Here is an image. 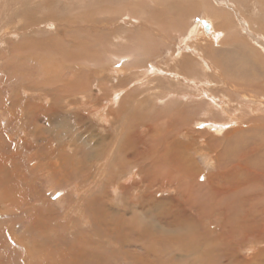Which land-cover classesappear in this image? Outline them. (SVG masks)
I'll use <instances>...</instances> for the list:
<instances>
[{
    "label": "bare ground",
    "instance_id": "1",
    "mask_svg": "<svg viewBox=\"0 0 264 264\" xmlns=\"http://www.w3.org/2000/svg\"><path fill=\"white\" fill-rule=\"evenodd\" d=\"M108 1L112 2V0ZM159 1H161L160 4L164 6V9L166 8L165 16L167 12L169 14H175L176 12L184 11L185 13L192 10V8L195 10L196 7L192 5L193 7L189 6L191 7V9H186L187 4L185 0ZM242 1H247V3L249 2L252 4L253 9L251 8V11H258V14L264 15V0ZM254 2L258 3L259 5L253 4ZM137 4L139 3H134V6ZM92 6L97 7H94V9ZM204 7L206 8V6ZM83 9L85 10L84 12H79V14L71 15L69 17H63V15L67 14V12L65 14L62 13V15H60L59 13L54 15L52 18H56L57 26L55 28V23H50V26L54 27L55 30H57L56 36L54 35L46 39L36 38L31 40L29 43L26 40L21 41L22 43H26V46L29 48L32 47L34 49H39V47H42L46 49L47 46L58 40V42L62 43L63 56L67 58L66 60L71 61L72 63V65H68L65 68L68 69V73H66L64 71L65 69L63 70L60 66H56L55 68H53V64L50 65V63H52L50 59L49 61L46 59V63H48V66L45 63L42 68L38 69L37 67H33L39 72L32 71L34 70L33 68L32 70H30L31 67L29 69H26L28 71H32L29 79L32 80V88L37 90L34 95L32 94V98L37 102L33 103L31 101L32 103H30L33 109L32 119L34 120L42 118L46 120V123H49L50 118L53 115L59 114L57 106L60 105L62 99H65V97L62 95V92H64V94L69 97V99H67V108L72 109V111L76 110L73 113L75 122L78 123V121H82V118L78 113V111L82 110L80 109V106L90 105V103H93L94 95L86 94L90 91L91 87V80H87L90 79L89 74L87 73V66L85 68L83 64L79 63L80 61L76 62L75 60L79 59L80 57H83L84 59L88 58L90 49L96 41L92 39L90 41L89 39H87V37L92 36L93 38L94 35H98L96 30H94L95 27L93 25L100 28H108L106 32H103L108 36H105V38L104 36L100 38V41L105 39V48L103 49V51L104 58L106 59L108 64L113 65L114 63H120L123 65H121V67H136L138 71L141 69L139 67H141L142 64L141 66L138 64V67L137 60L141 56H139V54H142V51L146 49L144 48L140 52L141 47L140 49L139 47L138 49L135 47L136 42H134V40L132 41V38L129 36V34H127L128 37L123 34L127 33L128 30H122L123 33H121L120 31L118 32L121 27L118 28L116 26H113V22H116L115 19H117L118 21L120 19L122 21H127L126 18H128V21L130 22V20L140 21L141 18H133L132 15L128 14L125 19H122L124 18V15L120 16L121 13L119 9H117L116 7H113V9L110 10L106 9V6H99V3L96 0H94L93 3L84 6ZM233 9V11L238 9L242 12L245 10L243 6H240V9ZM227 12L229 13V11ZM99 13L108 14L113 17L112 19H107L103 16H98V18H96V14ZM125 13L130 12H127L126 10L122 14ZM184 13L182 12V14ZM225 14H222L221 17L223 18ZM206 15L209 14L206 13ZM213 15L215 14L210 15L211 19L208 17V20H211V23H203L200 26V30L194 29V27L189 34V36L191 35L192 37L194 36V38H197V42H199L200 44L201 40L199 37H202V33L203 35H205L204 31L211 30L215 32L209 54L208 51L205 52V50L203 49H206V47L201 48V50L203 51H201L202 53L199 51L195 52L196 60H198V65L201 68L202 73H200V68L197 66V69H199L198 76L193 75L192 73L190 75H187V71H184L182 67L188 65L190 61L186 62L185 57H181L182 59L178 60L177 64L178 67L181 66L180 68H182V73L185 74L183 78L193 79V76H197V79H209L210 81L211 78L205 75L210 70L211 64L207 60L210 56L214 59L219 58L226 61H234L236 63L235 68H223L224 66L217 65V67L222 71L220 73L218 72L220 75L219 78L225 79V77L227 76L228 79H233L236 85L239 86L240 84L241 86H246L248 85L249 79H243L242 75L245 74L246 68H248V64L242 66L241 63L245 60H252V69L253 71H256V73H258V71L254 68V66H264V23L260 22L261 19L259 18V20L256 21L258 30H255L254 32L249 31V37H251L250 40L258 45V47H256L252 42H249L246 37L240 34V31L237 27H235V24L229 25L225 21L221 24H217L215 23V20H217V18H213ZM150 16H147L149 18L146 17L147 19L144 20L145 25H147L150 18L153 21V15L150 14ZM176 17L178 16L176 15ZM169 18L168 20H171ZM240 20H243V25H245L246 19L243 16L240 17ZM217 21L219 22V20ZM149 22L151 23L150 20ZM252 24L250 23L249 25L254 28ZM206 25H208V27H206ZM28 26L30 25L24 26L23 29H29ZM82 26L87 27L88 34L82 28ZM147 27L153 28L154 26L151 27L147 25L145 29H148ZM90 30H92V32L95 31V34L91 35L90 33L92 32H90ZM151 31L154 32L153 30ZM79 33H85V38L82 37V34L78 35ZM128 33H130V30ZM136 34L134 33V35ZM144 34L149 36L146 33ZM151 36L152 35H150V37ZM113 37L117 39L118 43L116 45L111 43V38ZM139 41L142 40L139 39ZM22 43H19L18 46H22ZM98 43L99 42L97 41L96 45H98ZM141 43H138L139 46ZM148 44H151L148 45L149 48L147 47L148 49H150L152 43ZM96 45L94 44V46ZM118 47H120L121 49H119ZM31 51L33 52V50ZM32 54L33 53L30 54V59L31 61L35 62L37 58L35 59ZM91 55H93V53ZM152 67L154 68V66ZM113 69L114 68H110V70ZM263 69L262 79H257L259 82H256L257 84L254 86L249 85V89L255 94V97L260 98L264 97V91L260 89V87H264ZM24 73L23 75L19 74L20 77H23L25 75ZM14 76L16 77V75ZM27 76L25 79L28 78ZM36 77H40V79H37ZM126 78H120V81L118 82L121 83V86L117 84L118 87H115L113 84L108 83V80L110 79H105V82H99L98 92L101 93L100 96H104L105 91L108 92L110 90V95H112L118 90L120 91L122 88L124 89V84L129 83L127 82L128 80ZM192 82H194V79ZM215 85L216 89H212L214 87L213 85L212 88L209 87L212 90L210 92L208 91L210 93H208L209 95L205 93L207 96H204L207 97V99H205V97L201 95L197 97V102L195 104L197 107V111H194L191 117L187 116L188 118H191L189 120H192L191 122L193 124L191 125L197 124V127L200 125H207L208 129L211 128L213 130V133H209L207 131L208 129H198L193 128V126L188 128V126H190V121H187V125H184V122L182 123V125L178 123L179 117L178 115H176V113L178 110H181L182 107L186 106L185 102L184 105L182 104V106H178L177 110L174 112L173 117H175V119H172V117L170 116L171 114H169V109V111L161 109V111H157L154 114L153 112H149L150 114L152 113V115H150L148 119V115H146L148 111V103L151 102V106H155V104L160 103V99H162L160 95L156 96L153 94H149L148 96L143 97V95H139L138 91H133L128 94L126 93L127 95L122 101H120L119 98H117L115 102L112 101V104L110 106L115 107L118 105L119 107L117 106L118 108L116 110L112 108L113 118H111L116 121L115 124L124 125L122 126V131L120 133L115 132L119 135V138H122L127 129L131 132L135 130V125L136 128L143 125L144 127H146V131L150 127L148 138L145 137L146 133H139L140 137L138 139V144H141L140 147L142 148V150L135 151L133 154L129 149H120L119 153L117 154V158L119 157L121 159V166L117 170H113L112 173H110V175L113 176V179L115 172L119 173L118 176H120L121 179L124 177V175H132V177L128 180V182H131V186L133 187L132 190L134 191V189H136L139 184H143L142 191H138L137 193L134 192V194L132 195L126 189L121 193L116 192V189V191H114L116 196L130 194L131 201H128L127 203L125 202L122 211H120L121 209L119 210L112 205V202H115V199H112V196L110 198L107 197V190L105 192L103 191L104 195L101 198H90L89 196H92V194L89 192L91 195L89 194V196H84V198L80 200V204L76 206L74 205L75 202L71 197L65 199L62 197L59 198L56 203L58 205H66V210L62 211V214L64 217H66V219L69 215L68 212H72L73 209V212L75 210V214H78L80 221H84L85 219H87V222H84L85 224H82L80 226L76 224L69 226V230L68 227L65 226L64 230L69 231L67 235H64L65 237H60L58 239L56 238L57 240L54 239V244L49 245V243L52 244V240L51 238H49L50 235L53 236L55 233L54 238L55 236L59 237L56 233H62L63 226H57L58 228L56 229L62 227L59 230L50 228L48 231V226H50L48 224L55 222L57 223L55 218V204H51L52 202L50 201V199H45V201L41 200L42 196L41 193L37 191L38 187L33 186L31 183H29L28 190L24 195H13L14 198L8 197L9 199H6V203L8 209L12 206H16L9 209V213L14 218H29L30 226L29 228H27V232L30 233L31 236L27 235L29 237L18 239L10 227H0V250L2 251V257L4 258V260H1V264H264V125H261V123L259 122H253L254 124H243L251 117L249 115L250 111L248 112L245 109V105H247L248 103L245 102L244 106L241 105L239 107V109L241 108V111L239 109L238 110L242 115H235V117V112L232 109L233 106L231 105L232 102H235V99L234 96L231 97L232 94L231 91H229L230 88L234 86H230L228 90L226 87L219 89L220 85ZM222 89L228 95L227 97L229 102L226 106L219 103L214 97L217 96L215 93H217L218 90ZM40 90H43V92L46 91V93H43ZM235 91L240 92L238 88L235 89ZM170 93L173 94L176 93V91L172 90L170 91ZM74 96H77L78 98L80 96V99H84L86 102H80L78 105H76V103H74V101L71 99V97ZM249 98L253 99L254 96ZM17 102L18 101H16V103ZM162 102L164 103L163 100ZM171 103L174 106L176 105L175 101H172ZM143 105L146 106L144 111H142V109H139ZM174 106H171V108H174ZM20 107H22V105ZM201 109H203V114H205L206 116L209 115L208 119L206 117V121L202 119V117H195L199 114ZM133 111L137 112L136 120L135 118L131 119V116H128V114ZM169 116L171 117V120H165ZM220 116L223 119L220 118V120L217 118ZM111 118L110 122L108 120L110 126L114 125L113 121H111ZM259 119L264 120L262 118ZM255 120L256 119H254L253 121ZM22 121L23 120H21V122ZM160 121H162V123ZM126 122L128 124V127L125 126ZM158 122L160 123L158 124ZM234 123L236 126H234L233 128H229V125H232ZM157 128L160 131L157 130ZM39 130L43 133L42 129ZM52 130L54 129L49 130L51 133L50 136L48 132L46 134L50 139H47L46 136L42 138V146H44L45 148L43 153L49 158L57 156L58 152L61 150L60 148H53L52 146L55 145L53 143H60L62 141L61 135L59 134L60 132L57 134H52ZM64 130H66V128ZM232 130H234V132H231ZM39 136L40 134H34V137ZM64 137L67 138V136ZM5 138L6 140H8V142L6 143L9 145L10 150L6 153L3 150L0 153V155L3 157L6 154L8 155L6 159L0 161L1 163L3 162L2 164H0V175H2V173H11L10 175L14 177L16 176V174L20 173L21 176L22 170L20 169L21 167L19 163L21 162L20 158L22 156V151H20L19 148H21L22 145L21 147H18V145L14 144L15 142L12 141L9 136ZM73 138L74 137H71L69 139H76ZM94 138L95 137H93L92 133H90L88 140L93 141ZM103 139L106 140L107 138L103 137ZM103 139L101 138L100 141L98 138V141L100 142L99 145L104 142ZM37 140L40 141L41 138H38ZM26 146V148H35V145H33L32 143H29ZM71 147L72 145L68 144V148ZM82 147L84 148V146ZM92 149L95 148L93 147L91 148V150ZM98 149L100 150V148ZM82 151L83 150L81 149V152ZM86 152H88V150H86ZM77 153L79 154L78 151ZM77 153L76 156H78ZM63 155L65 156L64 153ZM198 158H202L204 164L208 167L210 166L215 170V172L203 176V173H201L202 171L199 172L196 167L195 161H197ZM67 159L68 158H66L65 162L67 161ZM95 159H97V157ZM107 159H109V157ZM89 160L91 161V159ZM99 164L100 163H98V167L100 169ZM96 167L97 165L95 166V168ZM50 176H48L49 179L46 180L45 183L46 185L52 186L54 177L52 175ZM200 177L206 179V182H203V184H201L199 181ZM56 179L57 178L55 177V180L53 181L55 183L53 184L54 186H56L57 183ZM41 180L42 179H37L36 181H40L39 183H41ZM102 182L100 185H102L103 188H100V190L104 189V185L102 184ZM104 182L106 183V181ZM23 183L27 182L23 180ZM15 185L16 184H14L12 181H3V177L1 176V188H6L8 191H11L10 189H12L14 194L15 188L13 189V187ZM156 185L160 186L161 188L174 186L178 191V196L173 199H163L158 197L154 198L151 195L152 192L149 194L148 190L153 189V187ZM107 186L108 185H106V188ZM145 192L148 194H145ZM29 195H33V197L36 198L32 204H30V202H27ZM23 207H25V210L22 209ZM134 208L135 210H132ZM138 209H140V211H138ZM217 219H221V222H218ZM47 232L49 233V237L48 235H46ZM40 237H45L42 242L38 241V238ZM29 239L32 240V243L31 241L27 242ZM105 243H107L109 248L105 246ZM57 244L59 246H57ZM242 252L244 254H249L247 256V259L241 255Z\"/></svg>",
    "mask_w": 264,
    "mask_h": 264
},
{
    "label": "rangeland",
    "instance_id": "2",
    "mask_svg": "<svg viewBox=\"0 0 264 264\" xmlns=\"http://www.w3.org/2000/svg\"><path fill=\"white\" fill-rule=\"evenodd\" d=\"M93 1L94 0H0V132L2 131L0 133V153L3 150L5 153L10 150L9 145L6 143V142H8V140H6V138H5L7 136H9L12 139V141L15 142L14 144L18 145V147L19 146L21 147V145H22V147L19 148V150L22 151V156L20 158L21 162L19 163V165L21 167L20 169L22 170L21 176H20V173L16 174V176H14V177H12V175H10L11 173H2V175H0V179L2 176L3 181L4 180H6V182L12 181L14 184H16L13 187V189L15 188L14 194H13L12 189H10V187H9V189L11 191H8L6 188L0 187V203H1L0 204V227H2V228L3 227H10L18 239H23V238L29 237L27 235H30V233L27 232V228H29V226H30L29 225L30 221H29L28 217H16V218H14L13 216H11V214L9 213L10 212L9 209L16 207V206H12L11 208L8 209L6 199H9L8 197H13V195H19V194L24 195L28 190L29 183H31L33 186L38 187L37 191L39 193H41V196H42L41 200L45 201V199H50V201L52 202L51 204H55V206H54L56 209L55 210L56 211L55 212L56 213L55 218H56L57 223L55 222L56 224L55 223L48 224V225H50V226H48V231L50 228L56 229V228H58L57 226H59V225L63 226V232L60 234L56 233L59 237L55 236V238H54L55 233L53 236L50 235V237H49V233L47 232L46 235H48V237L51 238V240H52V244L49 243V245L54 244V239L57 240L60 237H65L64 235H67V233L69 232L68 231L69 226H72L74 224L80 226L82 224H85L84 222H87V219H85L84 221L83 220L80 221L78 214H75L76 211L74 210V212H73V209H72V212L70 211L71 213L68 212L69 215H68V218L66 219V217H64L62 214V211L66 210V205L65 204L64 205H58L56 202L59 200V198L62 197L65 199V198L71 197L73 199V201L75 202L74 205L76 206V205L80 204V200H82L84 198V196H89V194L91 193L92 196H89L90 198H95V197L101 198V197H103L104 192L107 190V194H106L107 197L110 198L112 196L111 198L115 199V202H117V203H115L113 201L112 205L119 210L121 209L120 211H122L123 206L125 205V202L127 203L128 201H131L130 200V194L133 195L134 192L137 193L138 191H142L143 184H139L136 187V189H134V191L132 190L133 187L131 186V182H128V180L132 177V175H130V174L124 175V177L122 179L120 178V176H118L119 173H117V172L114 173V179H113V176L110 175V173H112L113 170H117L121 166V163H122V162H120L121 159L119 157L117 158V154L119 153V150L126 148V149H129L133 154L135 151L142 150V148L140 147L141 144H138V142H139L138 139L140 137L139 133L140 132L146 133L145 137L148 138L149 128H150L149 127L148 130L146 131L145 130L146 127H144L143 125H141V126L138 125L139 127H137V128L135 125V130H133L131 132L127 129L126 133L123 134L122 138H119V135L117 133H120L122 131L121 128L124 125L123 124L117 125V124H115L116 121L112 119L113 118L112 110L113 109L116 110L119 106L118 105H117L118 107L117 106H115V107L110 106L112 104L111 102L112 101L115 102V100H117V98H119V100L122 101L128 93L133 92V91H136V92L138 91L139 95H143V97L148 96L149 94H153L156 96L160 95V97H162V99H160L161 100L160 103L155 104V106H151V104H150L151 102L149 101L150 103H148V111L146 114V115H148L147 116L148 119H149L150 115H152V113L150 114L149 112H153V114H154L157 111H161V109H163V110L169 109L170 110L169 114H171L170 116L172 117V119H175V117H173L174 112L177 110L178 106H182V104L184 105V102H185V105L186 106L188 105V106L182 107V109L178 110L176 113V115H178V117H179L178 123H180V125H182V123L184 122V125H187L186 124V123H188L187 121H190V123H189L190 126H188V128L193 126V128H198V129L200 128V129L207 130L208 129L207 125H204V126L200 125L198 127H197V124L191 125V124H193L191 122L192 120H189L191 118H188V117L192 116L194 111H197V107L195 105L197 102L196 101L197 97L199 95H201L203 97L209 95L210 94L209 92L212 91L211 88L213 86L214 87L212 89H216L215 84H217L218 86L220 85L219 89L226 87L228 90H229L230 86H234L235 88L231 87L229 90V91H231V94H232L231 97L234 96V99H235V102L231 103V105L233 106L232 109L235 112L234 116L235 115L236 116L242 115L241 112H239V110L241 111V108L239 109V107L241 105L244 106L245 105L244 103L246 102L248 104L245 105L246 106L245 109L248 112L250 111L249 115L251 117L249 120H246V122H244L243 124L246 125L248 123L259 122V123H261V125H264V120L259 119V118L264 119V97H261V98L255 97V94L252 91H250V89H249V85L254 86L259 82L257 79H262V77H263L262 69L264 68V66L263 67L262 66L258 67L257 65L254 66V68L258 71V73H256V71H253V69H252V67H253V65H252L253 61L252 60H249V61L245 60L244 62H242L241 63L242 66H245V64H248V68H246V72L244 75H242V78L243 79H249V82H248V85H246L247 87L241 86L239 83H238L239 84V86H238L235 84L233 79H228L227 76L225 77V79H220L219 73L222 71H221V69H219L217 67V65L218 66L220 65V66H224L223 68H235L236 63L234 61L233 62L232 61H226L224 59H219V58L214 59V58L209 56V58L207 57L208 58L207 60L211 64V66H210V70L208 69L209 71L205 75H207L209 78H211L210 81H209V79H197L198 71H199V69H197V68L199 67V65H198V60H196V56H195L196 53L195 52L196 51L201 52L202 51L201 48L206 47V49L205 48H203V49L205 50V52L208 51V54H209L211 45L213 43V38H214L215 32H213L211 30L210 31L212 33L210 31H204L205 35H203V33H202V37H199L201 40V43H200L201 45L199 44V42H197V40H198L197 38H194V36L192 37L191 35L189 36L190 31L193 30L194 27H195L194 29L200 30V26L203 23H205V24L211 23V20L209 21L208 19L211 17L210 15L215 14V15H213V18L216 17L217 20H219V22L217 20H215V23L221 24L225 21L229 25L235 24V27L238 28V30L240 31V34L242 36L246 37L249 40V42H252L250 40L251 37H249V31L254 32L255 30H258L257 25H256V21H258L260 18L261 19L260 22L264 23V18H263L264 15L258 14L257 13L258 11H256V12L251 11V8L253 9L252 4L249 2L247 3V1L246 2L244 1L246 3L245 4L242 0H232V1L231 0H189V1L185 0L186 4H187L186 9L187 8L191 9V7H193V6L197 7V5H198V7L197 8L195 7V10L192 8V10H190L189 12H185L186 14L184 13V11H182L184 14H182L181 11L176 12L175 14H169L167 12L166 16H165V12H166L165 9L166 8L164 9V6L160 4L161 1H159V0H112V2H109L108 0H107V2H106V0H96L99 3V6H101V7L106 6V9L110 10V9H113V7H116L117 9H119L120 13H121L120 16L124 15V18H122V19H125L126 16L128 14H130L133 16V18H137V19L141 18L144 21L147 18H149L147 16H150V14L153 15V18H154L153 21L150 18L149 20L151 21V23L148 20L147 25L151 26V27L154 26V27L153 28L147 27L148 29H145L147 25H145V21L143 22L141 19H140V21L139 20H137V21L130 20L131 23L128 21L129 20L128 18H126L127 21H122L121 19L118 21L117 19H115L116 22H113L114 27L115 26L118 28L121 27L118 30V32L120 31L121 33H123L122 30H126V31L128 30L127 33H123V34H125L127 37H128L127 34H129V36L132 38V41L134 40V42H136L135 47L137 49H138V47H139V49L141 47L140 52L144 48L146 49V50L142 51L143 52L142 54L141 53L139 54V56L140 55L141 56L138 58V60L139 59L140 60L139 61L137 60V66L138 67H139V65L141 66V64H142V66L139 67L141 69L138 71V69L135 67L137 70L136 71L135 68H133V67H130V68L126 67V66L121 67L122 64H120V63H117V64L114 63L113 65L108 64V62L104 58V51H103V49L105 48V39L100 41V38H102L103 36H104V38H105V36H108L106 33H103V32H106L108 30V28L107 27L100 28V27H96L95 25H93L95 27L94 30H96L98 35H94L95 31L92 32V30H90V32H92L90 34L94 35V36H93V38H92V36H89V37H87V39H89L90 41H91V39L95 40L96 41V42H94L95 45L97 44V41H98L99 42L98 45L94 46V44H93L92 48L90 49L89 56L87 59L80 57L79 59L76 58L77 60H75L76 62L80 61L79 63L83 64L85 66V68L87 66V68H88L87 73L89 74V77H90V79H87V80H91V87H90V91L87 92L86 94L87 95H89V94L94 95L93 96V103H90V105L80 106V109H82V110L78 111V113L80 114L79 116L82 118V121H78V123L75 122V117L73 116L74 115L73 113L76 110L72 111V109L67 108V106H66L67 105V99H69V97L66 96L64 94V92H62V95L65 97V99H62L60 105L57 106L58 110H59L58 112L60 115L59 114L53 115L50 118L49 123H46L45 122L46 120H44L42 118L38 119L39 121L32 119L33 118L32 117L33 109H32V106L30 105V103H32V102L36 103L37 102L32 98V94L34 95L37 91L36 89L32 88L33 87L32 86L33 84L31 82L32 80L29 79V76H30V74H32V71L37 72L38 70L35 69L36 67L38 69L42 68L44 66V64L46 63V59L48 61H49V59L52 61V63H50V65L53 64L52 65L53 68H55L56 66L57 67L60 66L63 70L66 68V66L72 65V63H71V61L66 60L67 58H65L63 56L62 43L58 42V40H56V42H53L52 44L47 46L46 49H44L42 47H39V49H34L32 47L29 48L26 46V43H22L21 41L26 40L29 43L31 40L36 39V38L46 39V38L54 36V35L56 36L57 30H55V28L57 26V23H56L57 20H56V18H52L54 15H56L58 13L60 15H62V13L65 14L67 12V14L63 15V17H69L71 15L79 14V12L85 11L83 9L84 6H86L90 3H93ZM233 1L236 4V6L233 3ZM134 3H139V4L134 6ZM247 4H249V5H247ZM253 4L259 5L258 3H255V2ZM189 6H191V7H189ZM204 6H206V8ZM240 6H243V8L245 9L243 12L238 10V9L233 11L234 10L233 8H239L240 9ZM92 7L94 8L97 6H92ZM92 7H90V8H92ZM125 9L127 10V12H130V13L122 14L126 11ZM203 9H205V10H203ZM227 11H229L230 14ZM235 12H236V14H235ZM206 13L209 15H206ZM219 14H220V16H219ZM222 14H225V16L223 18L221 17ZM244 14H245V16H244ZM176 15L178 17H176ZM96 16H97L96 18H98V16L99 17L103 16V17H106L107 19H112V17H113V16L111 17L108 14H100V13L96 14ZM114 16H116V15H114ZM161 16H163V17H161ZM169 16H170V18H169ZM241 16H243L246 19L245 25H243V20H240ZM185 17H186V19H185ZM225 17H226V19H225ZM168 18L171 20H168ZM154 20L155 21L157 20V21L155 22ZM172 20H173V22H172ZM178 20H180V21H178ZM206 20H208V21H206ZM124 22L127 24H125ZM157 22H158V24H157ZM50 23H55V28L51 27ZM154 23H156V24H154ZM167 23L168 24L170 23V24L168 25ZM250 23L251 24L253 23L252 25L254 26L255 29L249 25ZM26 25H30V26H28L29 29L24 30L23 27ZM171 26H173V27H171ZM82 28L87 33V30H88L87 27L82 26ZM118 28H115V29H118ZM143 28H144V32H143ZM129 30H130V33H128ZM151 30H153L154 32H152ZM133 32L135 34L136 33H139V34L134 35ZM144 33L148 34L149 36L145 35ZM80 34H82V37L85 36L84 35L85 33H79L78 35H80ZM150 35H152V36L150 37ZM118 36H119V33H118ZM55 39H57V38H55ZM139 39L142 41H139ZM19 43H22V46H18ZM111 43L116 45L118 43L117 39H115V37L111 38ZM138 43H141L142 45L140 44V46H139ZM148 43H152V46L150 47L151 50L148 49L149 48L148 45H151ZM252 43L256 47H258V45H256L254 42H252ZM24 44L27 48L24 46ZM142 46H144V47H142ZM193 47L195 50L193 49ZM118 48L121 49L120 47H118ZM188 48H189V50H188ZM31 50H33V52ZM78 51H80V50H78ZM78 51H77V53H78ZM31 53H33L32 55H33V57H35V59L37 58L35 60V62L31 61V59H30ZM92 53H93V55H91ZM181 57L182 58L185 57L186 62L190 61V63L188 65H186L185 67H182V68L184 69V71H187V75H190L191 73L193 75H197V76H193L194 82H192L193 79H186V78L184 79L183 78V76H185V74L182 73V68H180L181 66L178 67V64H177V61L182 59ZM103 63L104 64L107 63V64L104 65ZM30 64H31V66H30ZM61 64H63V65H61ZM46 65L48 66V63H46ZM151 65L154 66V68ZM33 67H35V68H33ZM155 67H156V69H155ZM261 67H262V69H261ZM18 68H20V69H18ZM29 68H30V70H32V68L34 70H32V71L26 70ZM99 68H100V70H99ZM110 68L111 69L114 68V69L110 70ZM146 68H147V70H146ZM115 69H116V71H115ZM19 71H20V73H19ZM64 71L66 73H68V69H65ZM201 71L202 70L200 68V73H202ZM23 73L25 74L24 75L25 77L24 76L20 77V75H23ZM27 73H29V74H27ZM14 75H16V77ZM26 76L28 77L27 79H25ZM255 76H257V77H255ZM120 78L121 79L126 78L128 80L127 82H129L127 84L126 83L124 84L125 91L122 88L120 91L118 90L116 93H113L112 95H110L111 93L109 90L108 92H106V91L104 92L105 93L104 96H100L101 93L98 92L99 82H101V81L105 82L104 81L105 79L106 80L110 79V80H108V83L113 84L115 87H118V85L121 86V83L118 82V81H120ZM23 79H25V80H23ZM37 79H40V77ZM184 80H186V81H184ZM210 82H211V85H210ZM194 83H195V85H194ZM220 83H222V84H220ZM139 85H140V87H139ZM209 87H211V88H209ZM237 88L240 92L235 91V89H237ZM260 89L264 91V87H262V88L260 87ZM163 90H165V91H163ZM172 90L176 91V93L171 94L170 91H172ZM40 91L43 92V90H40ZM150 91H151V93H150ZM233 91H235V92H233ZM26 92H28V93H26ZM43 93H46V91ZM215 94L217 95V96H214L215 99L219 103H221L222 105L226 106L227 103L229 102L228 97H227L228 96L227 93L224 92L222 89V90H218V92ZM17 95H18V98H17ZM252 96H254L253 99L249 98ZM71 99L74 101V103H76V105H78L80 102H82V103L86 102L84 99H80V96H79V98L77 96H74V97H71ZM205 99H207V97H205ZM162 100L164 101V103L162 102ZM16 101H18V102L16 103ZM172 101L176 102L175 106L171 103ZM27 102H28V104H27ZM17 104H19V105H17ZM21 105H22L23 109H22V107H20ZM14 106H15V108H14ZM46 106H48V105H46ZM171 106H174V108L173 107L171 108ZM11 108H12V110H11ZM145 108H146V106L143 105L139 109L140 110L142 109V111H144ZM255 108H256V110H255ZM237 111H238V113H237ZM203 113H204L203 109H201L199 114L196 115L195 117L196 118L202 117V119H204V120L207 117V119H208L209 115L206 116ZM16 115L18 117L19 116L20 117L18 118ZM75 116H76V114H75ZM128 116H131V119L135 118V120H136L137 119L136 118L137 112L136 111L130 112V114H128ZM170 116L167 117L165 120H171ZM110 118H111V121H113L114 125L110 126V123H109ZM186 118H188V119H186ZM217 118L223 119L221 116L217 117ZM254 119H256V120L253 121ZM21 120H23L24 122L23 121L21 122ZM108 120H109V122H108ZM160 122L162 123V121H160ZM160 122H158V124ZM145 124H146V122H145ZM125 126L128 127L127 122H126ZM234 126H236L235 123L232 125L230 124L229 128H233ZM64 127L66 128V130H64L65 129ZM39 129H42L43 133ZM51 129H54V130H52V132H53L52 134H55V133L57 134L60 132L59 134L61 135L62 141L60 143H53V144H55L54 146H52L53 148H56V149L60 148L61 150L58 152L57 156H53L52 158H49L43 153L45 148H44V146H42V143H43L42 138H44L46 136L47 139H50L49 136L51 133L49 130H51ZM166 129H168V128H166ZM157 130H159V129L157 128ZM207 131L209 133H213V130L211 128H209ZM47 132H48L49 136L46 135ZM115 132H117V133H115ZM231 132H234V130H232ZM90 133H92L93 137H95L93 141L88 140ZM34 134H37V135L40 134V136L34 137ZM101 135H103V136H101ZM159 135H160V133H159ZM64 136H67L68 139ZM71 137H74L73 139H75V138L76 139L75 140L69 139ZM81 137H82V139H81ZM103 137L107 138L106 139L107 141L104 140ZM1 138H2V140H1ZM38 138H41V140L40 141L37 140ZM98 138L100 141H101V138L104 140V142L101 145H99L100 142L98 141ZM3 141H4V143H3ZM76 141H77V143H76ZM66 142H67V144H66ZM92 142H93V144H92ZM122 142H124V143H122ZM29 143H32L33 145H35L36 149L35 148H26L27 147L26 145H28ZM36 143H38V144H36ZM68 144H71L72 147L68 148ZM93 145H95V146H93ZM82 146H84V148ZM24 147H25V149H24ZM93 147L95 149L91 150V148H93ZM38 148H39V150H38ZM96 148H97V150H96ZM98 148H100V150ZM81 149L83 151L85 149V151L81 152ZM75 150H77L79 152V154ZM86 150H88V152H86ZM93 150H94V152H93ZM34 151H35V153H34ZM105 152H106V154H105ZM110 152H112V153H110ZM63 153L65 154V156L63 155ZM71 153H73V154H71ZM76 153L78 154V156H76ZM88 153H89V155H88ZM33 154H35V155H33ZM132 155H130V156H132ZM29 156H30V158L31 157L32 158L30 159ZM7 157H8L7 154L4 157L0 155V161H3ZM94 157L95 158L97 157V159H95ZM108 157H109V159H107ZM57 158H59V159H57ZM66 158H68V159L65 162ZM71 158H73V159H71ZM89 159H91V161ZM62 160H63V162H62ZM85 162L87 164V167L90 165L88 168L86 167ZM2 163L0 162V164H2ZM95 163H97V164H95ZM98 163H100L99 164L100 169L98 167ZM195 163H196L197 170L199 172L202 171L201 173H203V176L215 172V170L212 169L210 166L208 167L207 165L204 164L202 158H198L197 161H195ZM10 164H12V163H10ZM96 165H97V167L95 168ZM101 168L105 172L102 171ZM101 171H102V173H101ZM98 174H99V176H98ZM50 175H52L54 177V180H55V177L57 178L56 179V181H57L56 186L53 185V184H55L53 182L54 180L52 181V183H53L52 186L46 185L45 181L49 179L48 176H50ZM37 179H39V180L42 179L41 183H39L40 181L37 182L36 181ZM199 179H200L199 181L201 184H203V182L204 183L206 182V179H204L202 177H200ZM23 180H25L27 183H23ZM104 181H106V183ZM101 182L104 185V189L100 190V188H103V186L100 185ZM106 185H108L107 188H106ZM97 189H99V190H97ZM116 189H117V191H116ZM125 189L130 192L129 195L123 194L121 196H116V194L114 193V191L121 193V192L125 191ZM148 193L149 194L151 193V195L154 198L158 197V198H163V199H165V198L166 199H173L176 196H178V191H177L176 187H174V186H169L167 188H161L160 186L156 185L153 187V189L148 190ZM148 193L145 192V194H148ZM97 194H98V196H97ZM35 199L36 198L33 197V195H29L27 202L28 203L30 202V204H32ZM118 201H122L123 203L118 202ZM118 203H119V205H118ZM115 204H117V205H115ZM25 207H23L22 209H24ZM69 210H70V208H69ZM132 210H135V208ZM138 211H140V209H138ZM69 221H71V222H69ZM73 221H74V223H73ZM218 222H221V219H219ZM65 226L68 227V230H64ZM61 228H59V229H61ZM59 229H56V230H59ZM20 235H21V237H20ZM44 238L45 237H40V238H38V241L42 242L44 240ZM29 241H31V243H32V240L29 239L27 242H29ZM57 246H59V245L57 244ZM105 246L107 248H109L107 243H105ZM241 255L247 259V256L249 254L248 253L244 254L242 252ZM2 259L4 260V258L2 257V251L0 250V264H1ZM117 263H118V261H117Z\"/></svg>",
    "mask_w": 264,
    "mask_h": 264
},
{
    "label": "water",
    "instance_id": "3",
    "mask_svg": "<svg viewBox=\"0 0 264 264\" xmlns=\"http://www.w3.org/2000/svg\"><path fill=\"white\" fill-rule=\"evenodd\" d=\"M206 27H208V25H206Z\"/></svg>",
    "mask_w": 264,
    "mask_h": 264
}]
</instances>
